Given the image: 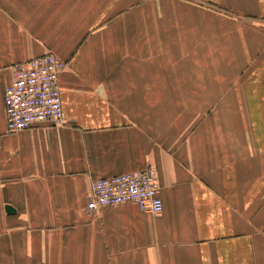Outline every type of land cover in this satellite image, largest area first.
Returning <instances> with one entry per match:
<instances>
[{"label": "crops", "instance_id": "obj_1", "mask_svg": "<svg viewBox=\"0 0 264 264\" xmlns=\"http://www.w3.org/2000/svg\"><path fill=\"white\" fill-rule=\"evenodd\" d=\"M49 52L65 124L7 132ZM148 167L160 213L88 211ZM0 264H264V0H0Z\"/></svg>", "mask_w": 264, "mask_h": 264}, {"label": "built area", "instance_id": "obj_2", "mask_svg": "<svg viewBox=\"0 0 264 264\" xmlns=\"http://www.w3.org/2000/svg\"><path fill=\"white\" fill-rule=\"evenodd\" d=\"M66 67L67 63L51 52L14 65L4 92L7 132L65 124L59 76ZM158 190V175L152 167L97 179L91 183L87 209L91 212L129 203L157 214L163 209Z\"/></svg>", "mask_w": 264, "mask_h": 264}, {"label": "water", "instance_id": "obj_3", "mask_svg": "<svg viewBox=\"0 0 264 264\" xmlns=\"http://www.w3.org/2000/svg\"><path fill=\"white\" fill-rule=\"evenodd\" d=\"M6 210H7V211H12L13 209H12L11 207L8 206V207L6 208Z\"/></svg>", "mask_w": 264, "mask_h": 264}, {"label": "bare ground", "instance_id": "obj_4", "mask_svg": "<svg viewBox=\"0 0 264 264\" xmlns=\"http://www.w3.org/2000/svg\"><path fill=\"white\" fill-rule=\"evenodd\" d=\"M68 67V66H67ZM23 131V130H22ZM21 132V131H20Z\"/></svg>", "mask_w": 264, "mask_h": 264}]
</instances>
